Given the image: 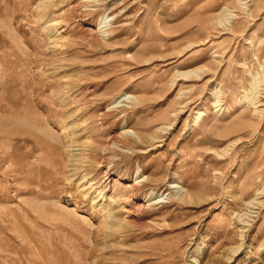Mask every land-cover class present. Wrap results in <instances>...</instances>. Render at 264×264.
I'll return each mask as SVG.
<instances>
[{"label":"rangeland","instance_id":"374dc122","mask_svg":"<svg viewBox=\"0 0 264 264\" xmlns=\"http://www.w3.org/2000/svg\"><path fill=\"white\" fill-rule=\"evenodd\" d=\"M194 260L264 264V0H0V264Z\"/></svg>","mask_w":264,"mask_h":264},{"label":"bare ground","instance_id":"6f19581e","mask_svg":"<svg viewBox=\"0 0 264 264\" xmlns=\"http://www.w3.org/2000/svg\"><path fill=\"white\" fill-rule=\"evenodd\" d=\"M109 27H110V20H108V17L107 16H103V17H101L99 19L96 30H97L98 33L101 34L100 36H102L103 38H106L108 36V32H109L108 30L110 29ZM189 75H197V70L196 71H187V72L178 73V76L183 77V78L184 77H187ZM261 80H263V71H262V73H259L256 76H254V77L251 78V90H250L249 93L245 94V96H244L253 106H256L259 103L258 94L257 93H258L259 84H260ZM218 94H219L218 91H216L214 93L215 98H216L215 99L216 100L215 101L216 104L214 103L215 105H217L219 103ZM131 98H132V96H130L128 94H123L118 99H116L115 101H113L108 106V108H114L115 109V107H118L120 104H122L126 100H130ZM217 106H219V105H217ZM201 116H202V113H200V112L196 113L195 122H198V120H199V118ZM161 129H163V128H161ZM120 134H122V135H129L130 137H133V138L138 139L137 135L133 131H131L130 129H127L125 126H123L121 128ZM111 147H114V146H111ZM146 180H147V178L145 176H143L140 172H138L136 174V176H135V179L133 180V183L132 184H128V185L130 187H132V186H137V187L138 186H142V184L145 183ZM172 188H178V187L173 186ZM180 190H182V189H180ZM180 190H179V192H180ZM262 192L263 191L259 192L257 195H260ZM166 197H167V194H163V193L158 194V193H155L153 190H151V191H149L148 193L145 194L143 206H150L152 204H157V203L163 202L166 199ZM257 199L258 198H255L252 201H250V202L247 203V206H249V209H253L254 206L258 205V202L259 201L257 202ZM251 213H253V212L252 211H249V214H251ZM250 216L251 215H249V217ZM243 221H245V220L243 219ZM248 222L246 221L244 223V225L246 223H248ZM193 264H199V262L197 260H194L193 261Z\"/></svg>","mask_w":264,"mask_h":264}]
</instances>
